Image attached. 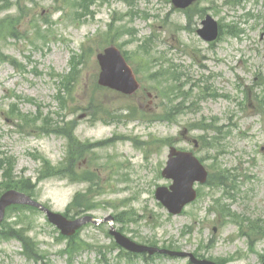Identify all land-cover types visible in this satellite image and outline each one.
<instances>
[{
  "label": "rangeland",
  "instance_id": "obj_1",
  "mask_svg": "<svg viewBox=\"0 0 264 264\" xmlns=\"http://www.w3.org/2000/svg\"><path fill=\"white\" fill-rule=\"evenodd\" d=\"M76 2L0 0V23L7 17L13 19L10 27L17 35L0 38V159L13 165L11 176L26 178L34 198L57 212L69 208L78 193L81 205L95 198L90 212L95 217L122 211L131 218L141 214L137 224L124 226L125 234L139 243L156 238L161 245L172 240L180 250L195 252L201 246L198 253L206 257L234 254L226 264H258L264 239L249 250L234 223L207 212L212 196H219L221 189L197 186L202 187L201 197L176 216L156 201L155 187L170 183L160 173L168 145L151 139L166 138L176 147L190 149L192 140L203 132L190 124L217 121L212 127H219L218 133H208L214 134L213 145L198 146L196 154L207 165L237 173L234 196L225 198L233 211L253 220L264 217V108L259 104L264 98V0L240 4L200 0L197 7L204 9L203 15L210 14L221 26L212 44L195 31L203 15L194 14L188 24L183 11L173 9L166 0H92L89 10L93 14L86 16L73 5ZM109 23L115 30L127 29L116 43H122L129 63L139 69L141 89L131 96L97 85L96 54L106 45L101 34ZM238 29L241 32L234 34ZM151 34L152 40L146 42ZM73 54L76 76L69 79ZM11 58L16 65L10 63ZM168 67L181 68L191 82L200 80L199 87L189 90L193 101L188 109L170 121L149 122L141 113L127 119L133 114L129 109L140 108L139 104L144 114L161 112L160 97L149 99L147 91L163 92L175 86L167 76H148ZM201 91L219 95H208L195 108ZM107 110L118 119L103 121ZM75 140L85 143L73 165L75 177L85 176L81 179H88L85 182L47 171L48 165L64 161L67 144ZM135 141L141 145L136 147ZM87 187L90 191L83 192ZM4 224L7 227H0V264H69L68 255L59 253L66 240L43 212L10 209ZM16 226L24 228L26 247L17 239L5 238L18 230ZM108 228L107 223L86 224L77 242L87 241L92 247L82 246L71 264H187L166 256L118 257ZM96 246H102V251H96Z\"/></svg>",
  "mask_w": 264,
  "mask_h": 264
},
{
  "label": "water",
  "instance_id": "obj_2",
  "mask_svg": "<svg viewBox=\"0 0 264 264\" xmlns=\"http://www.w3.org/2000/svg\"><path fill=\"white\" fill-rule=\"evenodd\" d=\"M192 1L193 0H173V3L175 6L185 7ZM203 23L204 27L199 29L198 33L206 40H213L217 35L216 22L207 16ZM97 58L102 69L99 77L100 84L107 85L127 93H131L137 88L138 85L134 80L131 69L128 67L120 51L115 46L105 48L103 53H99L97 55ZM173 163H175V161ZM163 174L173 177L174 184L171 186V191L169 192L165 188L159 187L156 191V197L168 206L172 212L180 211L181 207L186 202L195 197V191L192 189V182L196 179L201 181L205 180L206 176V172L203 167L195 159L184 157L178 159V162H176L173 166H168L164 170ZM12 203L30 204L40 208L46 213L48 219L52 223L56 224L65 234H72L80 224L86 221L96 222L94 218L88 216L81 217L73 221L67 220L61 214L50 211L38 202L32 200L29 196L14 190L5 192L0 198V219L3 216L4 208ZM111 233L115 235L119 244L131 251L148 250L149 252H153L156 250L154 248L137 245L113 230H111ZM170 253L181 254L173 252ZM190 258L195 263L214 264L207 261H196L193 256H190Z\"/></svg>",
  "mask_w": 264,
  "mask_h": 264
},
{
  "label": "trees",
  "instance_id": "obj_3",
  "mask_svg": "<svg viewBox=\"0 0 264 264\" xmlns=\"http://www.w3.org/2000/svg\"><path fill=\"white\" fill-rule=\"evenodd\" d=\"M88 2H89L88 0H78V2L74 3L73 5L80 7L82 10H88V6H87ZM7 19H8V21H6V22H7L8 26H12L11 20H13V19H9V18H7ZM8 30H10L9 27L3 28L4 32H6ZM124 33H125V30L124 31L123 30H120V31L117 30V33L115 36L119 37V36L123 35ZM72 149L73 150L69 154L66 162L64 164H62V166H60L59 168H49L48 167L47 171L52 170L51 174H55V173H57V174L58 173L69 174L71 179H73V180L76 179L74 172H73V161L78 159L79 156H81L82 146H74ZM0 168H3L4 176L8 177L7 181L5 182L6 187H14V188L21 189L27 193H31V187L32 186L30 185L28 180H25L22 182H16V181L12 180L11 174H8V173H11V165L10 164L8 165V167H6L0 163ZM77 197L78 196H76L75 198H77ZM87 204H88V202H87ZM83 210H86V208H84ZM254 224L259 225L257 221H254ZM256 225H252L250 228L253 231V233H258L260 230V228H258Z\"/></svg>",
  "mask_w": 264,
  "mask_h": 264
}]
</instances>
